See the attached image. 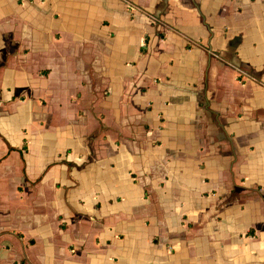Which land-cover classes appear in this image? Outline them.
Masks as SVG:
<instances>
[{
	"label": "crops",
	"instance_id": "1",
	"mask_svg": "<svg viewBox=\"0 0 264 264\" xmlns=\"http://www.w3.org/2000/svg\"><path fill=\"white\" fill-rule=\"evenodd\" d=\"M0 264H264V0H0Z\"/></svg>",
	"mask_w": 264,
	"mask_h": 264
}]
</instances>
